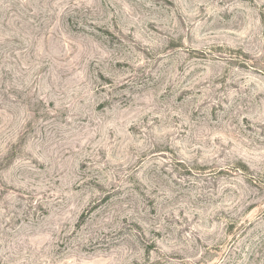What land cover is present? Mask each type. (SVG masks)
<instances>
[{
    "label": "rangeland",
    "instance_id": "obj_1",
    "mask_svg": "<svg viewBox=\"0 0 264 264\" xmlns=\"http://www.w3.org/2000/svg\"><path fill=\"white\" fill-rule=\"evenodd\" d=\"M0 264H264V0H0Z\"/></svg>",
    "mask_w": 264,
    "mask_h": 264
}]
</instances>
